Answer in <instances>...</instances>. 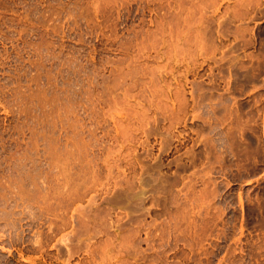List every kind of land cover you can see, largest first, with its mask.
<instances>
[{
    "label": "rangeland",
    "instance_id": "1",
    "mask_svg": "<svg viewBox=\"0 0 264 264\" xmlns=\"http://www.w3.org/2000/svg\"><path fill=\"white\" fill-rule=\"evenodd\" d=\"M0 264H264V0H0Z\"/></svg>",
    "mask_w": 264,
    "mask_h": 264
}]
</instances>
